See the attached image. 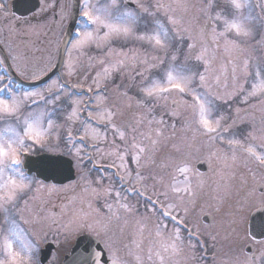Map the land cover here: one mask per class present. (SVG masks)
<instances>
[{
  "label": "snow or ice",
  "instance_id": "snow-or-ice-1",
  "mask_svg": "<svg viewBox=\"0 0 264 264\" xmlns=\"http://www.w3.org/2000/svg\"><path fill=\"white\" fill-rule=\"evenodd\" d=\"M134 4L132 8L128 0H77L78 10L72 13L74 24L78 26L75 39H66L62 49L49 57L48 66L52 67L60 63L62 54L67 56L63 63L66 72L56 79L50 78L44 87L25 90L16 82L15 76L5 79V75L0 74V238L6 253V260H0V264H19L20 254L12 243V238H18L21 233L16 215L21 210L19 201L23 200L26 209L29 201L23 197L33 189L37 193L44 189L49 194L59 190L55 185H44L43 181L27 175L21 157L34 145L50 144L53 138L59 141L61 132L66 145L72 146L68 149L69 154H74L78 163L85 158L92 159L86 151L92 147L101 154V159L111 158V166L123 171L121 187L128 184L123 192L114 188L110 177L105 184L104 176L95 180L94 187L88 182L84 189L91 196L104 200L103 208L109 223L122 219L126 223L128 216L135 217L136 224L142 225L139 233L142 235L143 227H147L146 217L144 214L137 217L138 209L129 201L130 195L144 197L147 212L158 214L160 219L154 232L159 238V247L155 251L159 264H171V256L182 255L185 248L208 251L205 247L208 237L202 240L204 233L197 226H193L187 236L181 232L187 227L185 220L179 219L181 211L178 209L186 198L194 195L190 180H185V187L169 184L158 194L154 183L156 200L135 187L136 184L144 187L148 178L141 168L151 165L163 172L175 162L180 151L175 143L177 123L194 137H206L209 142L222 144L225 159L235 163L237 154L241 153L244 167L251 163L264 170V128L259 129L261 143L254 144L256 129L250 125L251 131H237V121L225 115L230 102L249 105L256 99L264 104V56L253 61L250 55H242L245 52L243 46L250 39L264 45V16L253 14L249 0H226L224 5L220 0H205L199 9L204 23L197 30L185 19L189 8L185 0H134ZM257 7L264 8V4ZM245 8H248L247 15ZM3 9L4 4L0 3V10ZM56 19L62 26L63 10ZM194 31L195 35L192 34ZM117 41L122 45L138 44L145 51L113 49L112 43ZM221 43L228 61L216 68L215 53L221 50ZM93 46L103 48L108 59H100L98 62L104 65L102 71L90 75L89 70L94 65L89 63L84 67L79 57ZM8 59L9 56L0 57V66ZM19 59V55H11L12 61ZM95 59L89 57L90 61ZM127 67L135 69L131 76L133 82L116 83L114 76ZM16 71L19 76H24L19 67ZM73 77L79 82L70 83ZM222 78L224 81L230 79L232 88L220 94ZM85 81H90L87 92L93 93L87 103L81 98L83 93L76 91L83 88ZM224 87L228 84L224 83ZM41 102L44 111L37 112L31 107L39 106ZM49 105H52L51 110H48ZM241 110L235 109L238 117ZM81 113H86L83 119ZM53 117L62 119L63 123H56ZM240 119L243 122V117ZM74 128L76 136L73 135ZM76 137L80 146L76 145ZM89 140L95 143L89 145ZM100 143L109 150L104 152L98 146ZM129 160L135 167L129 166ZM175 167L185 177L191 171L187 160L175 163ZM82 179L87 181L88 178L84 175ZM257 190L264 208V184L259 189L253 187L248 199H255ZM88 206L92 207L91 202ZM246 206L242 205L235 214L242 215ZM96 213L99 214L98 209ZM36 217L39 220V212ZM89 217L90 213H75L71 223L88 228L101 223L90 221ZM164 219L172 222L171 231H167ZM132 236L125 245L128 255L134 257L135 264H144V257L139 253L141 241L137 233ZM210 239L216 241L217 237L210 235ZM21 248L31 259L36 245L22 242ZM245 249L251 254L241 250L231 258L230 264H264V251L257 254L251 245ZM242 254L243 259L240 258ZM105 255L102 249L92 250L89 258H82L79 264H89V259L90 264H103ZM147 260H153L152 248L148 250ZM107 264L129 262L114 255L108 257Z\"/></svg>",
  "mask_w": 264,
  "mask_h": 264
},
{
  "label": "rangeland",
  "instance_id": "rangeland-1",
  "mask_svg": "<svg viewBox=\"0 0 264 264\" xmlns=\"http://www.w3.org/2000/svg\"><path fill=\"white\" fill-rule=\"evenodd\" d=\"M64 1L65 5L67 2H70V0ZM128 1L134 3V0ZM0 2H3L4 4V9L0 10V41L3 42L2 45L6 52L9 53L10 60L11 55H19L20 59L18 61H13V63L15 68L19 67L21 71H24V76H22V78L26 81L36 80L42 76L46 70L51 68L48 65L49 57L53 54V49L47 41L53 37L56 38L57 43L60 42L67 24L68 16H66L67 14L65 15L62 26L58 21H55V19L49 18L44 24L33 23L24 25L17 30L15 29V20H12L9 9L6 6L8 0H0ZM93 2H95V0H93ZM165 2H171V0H165ZM185 2L189 5L185 19L186 21L191 22L194 29L198 30L204 23L203 16L199 12V9L204 5L205 0H185ZM220 3L224 5L226 0H220ZM249 3L252 5L254 15L258 14L264 16V8L257 7L259 4H264V0H249ZM65 5L64 3L61 4L62 9ZM60 9L61 7H58L59 13L62 11V9ZM63 12H65V8ZM244 14H248V8L244 9ZM53 26L55 28L54 30H52ZM218 30L220 29L218 28ZM18 34L26 35L27 38L22 39ZM192 34L195 35V31ZM29 38L30 40H28ZM39 38L41 39L40 46L43 47V45L46 44L47 49L44 51L41 50L35 57L30 58L29 62H26L25 59L22 58L23 52H20L23 50L26 51L35 43H38L37 39ZM15 41L17 42V46ZM187 42V38H185V44ZM11 46L15 47V51L12 50ZM243 47L245 48V52L242 55H250L253 61L264 56V45H258L254 39H250L248 44ZM112 48L116 50L122 49L124 52H129V49H135L140 53H144L145 51V49L138 44L128 43L127 45H122L119 41L113 42ZM104 53L105 50L103 48L96 49L93 46L79 57L83 62L84 67H87L89 63L94 65L89 70L90 75H95L96 72L102 71L104 65L100 64L98 61L100 59H108L105 57ZM129 55H131V53H129ZM215 55L216 60L214 62V67L219 68L222 63H227L228 54L223 52L222 43L221 50L216 52ZM89 57H94L96 59L90 61ZM44 66H47L48 69L46 67L41 68ZM134 71L135 69L132 67L123 69L121 73L114 76L116 83L124 81L125 83L131 84L133 82L131 76L134 75ZM65 72L66 69L63 67L62 73ZM0 74H2L1 71ZM33 76H35V78H32ZM80 79L82 80V77ZM77 82L79 81L76 77H73L70 81V83ZM88 83H90V81L83 82L85 90H87ZM224 83L228 84L227 88L224 87ZM44 86H39L31 90ZM231 88V80L224 81L222 78V84L218 89L219 93L223 94L225 91H231ZM109 91H111V89H109ZM92 95L93 93H90V96ZM90 96L85 95L84 98L83 96L81 98L87 103ZM170 102L171 101L168 102L169 105ZM31 107L37 112L45 110L42 102L39 106L32 105ZM51 107L52 105H49L48 110H51ZM237 107L242 109L239 117L235 112ZM225 115H230L232 119L237 121V131H251L252 128L249 127L250 125L255 128L256 130L253 132V135H255L257 139L253 141V143H261L259 129L264 128V104H261L256 99H252L249 105L230 102V105L225 111ZM84 116H86V113L81 115V118ZM240 117H243V122H241ZM53 119L56 123H63L62 119L56 120L55 117H53ZM0 127H2V123H0ZM101 130L103 129L101 128ZM74 133L75 128L73 129V134ZM87 143L93 144L95 142L89 140ZM175 143L178 145L180 151L176 154V160L173 165L163 172L159 169H155L151 165L141 168L140 171L148 178L144 187H141L140 184L135 185V187L140 188L145 195L152 196V199L156 200V194L165 190L167 185L172 184L176 187H185L186 179L191 182V192L194 193V195L186 198L181 204V209H178L181 211L179 219H184L187 227V230L182 228L181 232L182 235L187 236L188 232L193 230V226H197L199 231L204 233V235L201 236V239L205 240L206 237H208L205 243V247L208 251L202 252L199 248H197L196 251H192L191 249L185 248L182 255L171 256V264H230L231 258L241 250H244V246L247 242L253 243L254 251L257 254L260 251H264V241H252L247 232L248 218L251 210L261 205L259 199L260 193L256 192L255 199H248L249 192L253 187H256L259 182L264 183V170L258 169L255 164L251 163L247 168L244 167V157L241 153L237 154L238 158L235 163L231 159H225V149L222 144L209 142L206 137H194L191 132L186 133L180 123H177L176 125ZM76 145L80 146L79 144ZM98 146L101 147L104 152L109 150L103 143H100ZM70 147V145H66L63 138V132H61V139L59 141H56L53 138L50 144H45L44 146L34 145L32 150L27 151L32 154L39 151H46L61 152L69 155L74 161L77 176L69 183L61 186L55 185L59 190L52 192L51 194L44 189L39 193L35 192L33 189L23 197V199L29 201L26 209L23 200L19 201L21 210H18L16 215L17 224L21 233L18 238H12L13 248L20 254L19 264H39L38 250L47 241H52L57 246L49 260L50 264H59L62 254L69 250L75 237L84 232L101 238L109 257L118 255L120 258L127 260L129 264H135V260L134 257L128 255V248H126L125 245L129 244L130 240L133 238L132 234L137 233V238L141 241L139 253L144 257V264H159V260L155 257V251L159 247V238L155 236L154 232V226L158 222V219H160L158 214H149L146 210L145 201L140 197L130 195L128 196L129 201L136 209H138L137 217L140 214H144L146 217L147 227H143L142 235L139 234L142 225L136 224L135 217L128 216L126 223L123 219L109 223L106 219L107 213L103 208L104 200L102 198L98 199L91 196L90 193L85 192L84 189L88 182H92V186L94 187L95 180L100 176L106 178L104 181L105 184L109 182L107 178L110 177L114 188L121 190L122 192L123 188L118 186V183L113 180L109 173L101 175L91 169L90 171L87 167L88 164L84 163L85 159L78 163L75 155L69 154L68 149ZM90 152L93 153L92 157L98 163L104 159V161L113 163L112 159L109 157L105 156L101 159V154L97 153L94 149ZM184 160H187L191 169L187 177L178 172L175 167V163ZM199 160H205L207 162V169L204 172H199L195 168V164ZM128 164L130 167H135L131 160L128 161ZM249 168L251 171H249ZM118 170L123 176V171L120 169ZM149 173H151V175H149ZM84 175L87 176V181L82 179V176ZM153 176H155V180L153 179ZM245 181L247 183H245ZM154 183L156 184V194H154L153 189ZM126 185L128 186L127 183ZM33 197L35 198L33 199ZM137 200L139 203H137ZM89 202L92 204L91 208L88 206ZM242 205H247L243 214H235L236 210ZM148 207L150 208L151 206L148 205ZM97 209L99 210L98 215L96 213ZM37 212H39V220H37L36 217ZM75 213H90V221L99 220L101 223H97L94 228L73 224L71 223V220ZM204 213L211 214L212 219L210 224H204L201 221V216ZM233 221H235V223H233ZM163 222L168 225L167 231H171L173 227L172 222L168 219H164ZM0 223H2V218H0ZM210 235H215L217 237L216 241H212ZM22 242H31L36 245V249L31 259H29V257L22 251ZM149 248H152L153 251L152 261L147 260ZM244 254L246 253L244 252ZM244 254L240 256L241 259L244 258ZM0 260H6L2 238H0Z\"/></svg>",
  "mask_w": 264,
  "mask_h": 264
},
{
  "label": "water",
  "instance_id": "water-1",
  "mask_svg": "<svg viewBox=\"0 0 264 264\" xmlns=\"http://www.w3.org/2000/svg\"><path fill=\"white\" fill-rule=\"evenodd\" d=\"M36 6L37 4H34V0H14L12 3L13 11L19 15L29 14L30 12L35 10ZM77 10H78L77 0H74L72 13H74ZM73 27H74V21H73V16L71 15V18H70L68 27L66 29L63 41L61 43L60 49H62L65 40L70 38ZM0 52L2 53L4 57L5 54L1 46H0ZM62 59H63V54H62ZM62 59L60 63L58 65H55V67L48 74H46L40 80L35 81V82L22 81L12 71V69L9 66L8 61H5V62L7 64L9 72L11 73L12 76H15L17 81L27 86H36V85L42 84L45 81H47L49 78L52 77V75H54L60 69ZM23 167L26 169L27 174L34 173L36 178H39L44 182L51 181L52 183H55V184H63L67 181L72 180L75 176L73 165H72V160L69 157H66L61 154L41 153L37 155H25V162H24ZM197 168L199 170L204 171L206 169V162L205 161L198 162ZM260 185L262 184H258L257 189H259ZM202 219L204 222H209L210 215L205 214L202 217ZM248 231H249V235L253 239H263L264 238V208H262L261 206L254 209L251 212L250 217H249V223H248ZM248 245H251V244H248ZM53 248H54V245L52 243H47L40 250L39 261L41 264H48L47 260ZM101 249L106 254L103 248V245L97 238L89 234H86V233L79 235L74 241V244L71 247L69 253L64 256L61 264H79L82 258H89V253L92 250L99 251ZM107 259H108L107 255H105L103 264H107ZM89 264H90V259H89Z\"/></svg>",
  "mask_w": 264,
  "mask_h": 264
},
{
  "label": "flooded vegetation",
  "instance_id": "flooded-vegetation-1",
  "mask_svg": "<svg viewBox=\"0 0 264 264\" xmlns=\"http://www.w3.org/2000/svg\"><path fill=\"white\" fill-rule=\"evenodd\" d=\"M40 2H41V9L42 10L35 17L18 18V17L11 16L13 18V20H15V29L19 30L22 26L31 23V21H33V20H35L37 22V24H44L47 22V20H49V18H53V19H55V21H57V19H56V16L58 15L57 9H58V5H59L60 1L59 0H40ZM54 29L55 28L53 26L52 30H54ZM18 35H19V37H22L23 39L27 38L26 35H21V34H18ZM28 40H30V38ZM40 40H41L40 38L37 39V42L39 44L35 43L28 50H26V51L23 50L22 58H24L26 62H29L30 58L35 57L37 55V53H39L41 50L44 51L47 49L46 44H44L43 47L40 46V43H41ZM47 42L49 43V45H51V48L54 49L57 41H56V38L51 37L49 39V41H47ZM16 46H17V42H16ZM11 47H12V50L15 51V47L14 46H11ZM36 48H39V49H36ZM20 53H22V51Z\"/></svg>",
  "mask_w": 264,
  "mask_h": 264
}]
</instances>
